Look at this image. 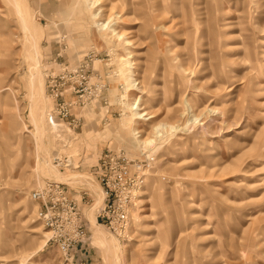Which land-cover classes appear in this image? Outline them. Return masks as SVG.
<instances>
[{"label": "rangeland", "instance_id": "obj_1", "mask_svg": "<svg viewBox=\"0 0 264 264\" xmlns=\"http://www.w3.org/2000/svg\"><path fill=\"white\" fill-rule=\"evenodd\" d=\"M90 2L0 0V264H53L26 191H81L88 221L100 148L139 181L123 236L86 221L80 264H264V0Z\"/></svg>", "mask_w": 264, "mask_h": 264}, {"label": "built area", "instance_id": "obj_2", "mask_svg": "<svg viewBox=\"0 0 264 264\" xmlns=\"http://www.w3.org/2000/svg\"><path fill=\"white\" fill-rule=\"evenodd\" d=\"M85 55L70 69L74 83L82 79L81 69L86 61ZM63 80L50 77L45 84L46 95L54 103L51 104L47 115L61 120V124L70 130L75 117L65 118L66 102L57 99ZM60 166L63 164L60 163ZM139 175L137 165L129 163L119 150L100 148L96 152L95 165L91 172L96 193L91 213L93 225L109 235L123 236L128 220V208L138 185ZM81 193L83 192L79 191L76 194L75 201ZM25 196L34 207L33 218L45 232L43 240L49 243L55 252L53 264H80L72 251L83 247L86 220L80 207L85 200L82 199L77 206L63 183L45 179L26 191Z\"/></svg>", "mask_w": 264, "mask_h": 264}, {"label": "bare ground", "instance_id": "obj_3", "mask_svg": "<svg viewBox=\"0 0 264 264\" xmlns=\"http://www.w3.org/2000/svg\"><path fill=\"white\" fill-rule=\"evenodd\" d=\"M86 1V3H89L91 0H85ZM91 3V2H90ZM135 115H134V118L136 117V116H138L140 113H134ZM51 181V180H50ZM53 182H58V181H53ZM58 183H61V182H58ZM135 192H137V189L135 190ZM134 194V193H133ZM88 208H85L84 207V209H83V214H82V216L83 217H85L86 218V216H85V212L84 211H86ZM84 218V219H85ZM86 221H87V218H86ZM87 223H89V225H93V223L91 222V214L88 216V221H87ZM45 233V232H44ZM91 242L93 243V245H95V246H97L98 248H102V249H108V246H111L110 248H112V244H110V243H108L107 242V240H105L104 239V235H102V234H92V236H91ZM102 249H101V251H102ZM105 252V251H104ZM107 252V251H106ZM110 252V251H109ZM108 253V252H107ZM115 260V259H114ZM112 264V263H111Z\"/></svg>", "mask_w": 264, "mask_h": 264}, {"label": "crops", "instance_id": "obj_4", "mask_svg": "<svg viewBox=\"0 0 264 264\" xmlns=\"http://www.w3.org/2000/svg\"><path fill=\"white\" fill-rule=\"evenodd\" d=\"M59 43V42H58ZM71 134H75V132H72ZM97 151H95L93 158L91 160V163L88 164L87 166L89 167V172L91 173L93 171L94 165H95V154Z\"/></svg>", "mask_w": 264, "mask_h": 264}]
</instances>
